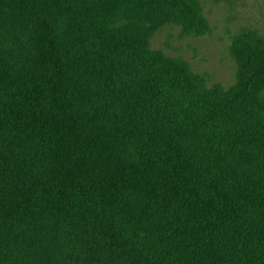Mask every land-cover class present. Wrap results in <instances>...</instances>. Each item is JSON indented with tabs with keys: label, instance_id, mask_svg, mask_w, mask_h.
<instances>
[{
	"label": "trees",
	"instance_id": "obj_1",
	"mask_svg": "<svg viewBox=\"0 0 264 264\" xmlns=\"http://www.w3.org/2000/svg\"><path fill=\"white\" fill-rule=\"evenodd\" d=\"M202 22L0 0V264H264V39L236 40L227 90L150 45Z\"/></svg>",
	"mask_w": 264,
	"mask_h": 264
},
{
	"label": "rangeland",
	"instance_id": "obj_2",
	"mask_svg": "<svg viewBox=\"0 0 264 264\" xmlns=\"http://www.w3.org/2000/svg\"><path fill=\"white\" fill-rule=\"evenodd\" d=\"M194 1L201 9L200 27L162 24L150 34V45L187 63L207 88L227 90L237 82L236 40L264 39V0Z\"/></svg>",
	"mask_w": 264,
	"mask_h": 264
}]
</instances>
